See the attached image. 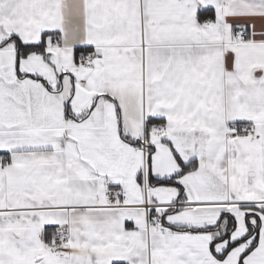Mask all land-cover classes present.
<instances>
[{"label":"snow or ice","instance_id":"obj_1","mask_svg":"<svg viewBox=\"0 0 264 264\" xmlns=\"http://www.w3.org/2000/svg\"><path fill=\"white\" fill-rule=\"evenodd\" d=\"M0 264H264V0H0Z\"/></svg>","mask_w":264,"mask_h":264}]
</instances>
